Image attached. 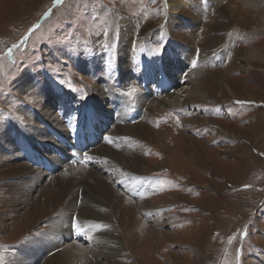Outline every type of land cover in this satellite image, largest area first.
Returning a JSON list of instances; mask_svg holds the SVG:
<instances>
[{"label":"rangeland","instance_id":"1","mask_svg":"<svg viewBox=\"0 0 264 264\" xmlns=\"http://www.w3.org/2000/svg\"><path fill=\"white\" fill-rule=\"evenodd\" d=\"M168 4L0 0V264L42 259L51 243L42 237L44 214L37 218L28 205L16 203L6 183H43L61 176L67 165L76 169L75 179L87 182H77L74 198L73 192L68 197L74 202L73 236L83 234L76 251L89 250L94 239L85 233L94 223L79 228L86 192L93 213L101 212L100 222L110 229L103 237L116 235L120 245L115 257L97 247V264H264V0H189L172 15ZM125 49L141 54L142 63L132 64L129 78L119 82L115 59L120 52L122 62ZM143 67L145 80L139 76ZM167 71L175 78L168 93L156 87ZM110 81L115 102L126 96L127 103L136 97L137 104L115 107L108 120ZM190 81L200 97L185 87ZM166 94L179 95L180 106L167 104ZM88 105L99 111V122L81 114ZM41 106L48 108L44 124L52 121L64 132L46 138L35 133ZM69 114L80 116L77 127L87 119L90 129L100 123L96 140L74 136ZM47 127L51 133L53 127ZM10 130L17 136L13 145L6 143ZM56 145L68 150L54 166L48 160L63 157ZM76 145L85 149L96 173H89L85 161L74 162L83 157ZM100 145L123 151V158L136 155L139 163L133 167L129 157L114 162L98 154ZM20 162L33 173L9 168ZM96 177L103 182L95 183ZM141 199L150 213L133 205ZM120 207L133 208V219L121 215Z\"/></svg>","mask_w":264,"mask_h":264},{"label":"bare ground","instance_id":"2","mask_svg":"<svg viewBox=\"0 0 264 264\" xmlns=\"http://www.w3.org/2000/svg\"><path fill=\"white\" fill-rule=\"evenodd\" d=\"M188 1L189 0H169L168 9L171 10V12H173V13H170V15L174 14L177 9H179L180 7L185 5V3H187ZM201 14L202 13H200V15ZM174 21L175 20H174L173 16L170 17V19L168 18L167 23H166L167 26L171 27L173 25L172 23ZM129 31H130V25L127 24V26H126V28L124 30V34H126V32H129ZM125 40L128 41V42L131 41V39L130 40L125 39ZM128 45L126 47H128ZM133 51H135V49ZM119 53L116 54L114 70H115V76H118L117 77L118 81L122 82L123 80H127L129 78L128 74H126V73L128 72V69H129V67L132 64L137 66V65L142 63V61H141L142 55L139 54L140 56H138V57L132 56V55H130L128 53V50H126L125 55L123 56L122 62H120ZM143 70L144 71L140 72L139 76L142 79L145 80L146 79V73H147L145 67H143ZM159 73H160V71H159ZM171 75H172L171 71L165 72L163 74V76L161 77V79H159V82H161L162 85L158 84V82H157V86L156 87L158 89L163 90L166 93H168L169 90H170V86H172L173 80H175V78L169 79V77ZM120 77H121V81H120ZM134 79H136V78H134ZM196 85H197V83H195V82L193 83V82L190 81L189 84L187 86H185V87L188 88V89H191V92L193 90L196 93V96L200 97L202 95V92L200 91V89ZM112 87H113V83L111 82L110 83L109 92H108L109 99H108V102H107L109 104V106L111 107L110 111L108 112V120H111L110 118L112 116L115 117V114L113 113V110L115 109V107L120 106V109L124 110V109H126V108H128L130 106H133V105L137 104L136 97L131 99V101L130 102L128 101V103H127L126 102V96H121L120 97V101H116L115 102L116 93L112 92V90H113ZM150 88H152V87H150ZM97 94L98 93L96 91L95 94H94V98H97ZM166 95L167 96L165 98L166 99L165 101H166L167 104L172 105V106H176V107L180 106L179 105L180 104V102H179L180 99H178V97H177L179 95H175V96H170L169 94H166ZM98 101H99V99H98ZM41 107H42V111L40 112L41 121L39 123H35L34 124L35 133L37 135L41 136L42 138H46L48 136H51L54 133L55 130H59V131H63L64 132V129H63V127L61 125H53V124L50 123L52 121H50V122L48 121L49 123L44 124L45 121H46L45 120V115H46V112L48 111V108H46V106L45 107L41 106ZM81 114H84L85 117H88V116L89 117H93L94 121H98L99 122V119H100L99 111L94 106H90V105L84 106L83 107V111L81 112ZM42 116H44V117H42ZM79 118H80V116L73 115V114H69V116L67 117V119H69L72 122L71 126H73L75 129L77 128V123L76 122L79 121ZM47 126L53 127V131H51V133H48L49 128ZM132 129L133 130L136 129V133L139 132V135H140V130L138 128L134 127ZM67 132L69 133L68 130L66 131V133ZM76 132L77 131L74 132V136H75ZM9 133H10V135L6 134V136H7L6 141L7 142L6 141L5 142L7 144H10V145L16 144L17 143L16 142L17 136L14 133V130H10ZM20 133H22V132H20ZM74 139L75 140H73V142L78 140L79 137L77 139H76V137H74ZM95 140H96V133L93 136V141H95ZM64 146L65 145H62V146L56 145L55 146L58 149L57 153H63L62 154L63 157L61 159H58L57 158L58 156H57V157H54L55 159L48 160V162H52V161L55 162L54 166L58 165V163L60 164V162L63 163L64 160H65V156H67L65 153L68 150V149L64 150L63 149ZM66 146H68L67 143H66ZM100 147H101V149H100V152L98 154L101 155V156L111 157L114 162H118L119 161V157L122 158V159H127V157H129L131 159V161H132L131 165H133V167H134V165L139 163L140 159H138V157L136 155H126L123 158V156H124V153H122L123 151L122 152L115 151V150H113L114 147L112 148V147H109V146H106V145H100ZM133 153H136V152H133ZM26 155L29 156L30 159L32 158L31 151H28V153ZM12 156H14V155H12ZM126 162H127V160L125 161V163ZM81 163H79L78 166H80ZM69 164H70V162H69ZM48 165L50 166V164H48ZM43 166H44V164H43ZM84 166H86L88 168L89 173H96V171H94L95 169H93V167H91L92 165L88 164L87 160H85ZM9 168H11L14 173H21V174H27V175L33 173V169L28 168L26 163H21L20 162L19 164H13V165L9 166ZM37 169L39 170V168H37ZM37 169H35V172H36ZM75 170L69 168V166L67 165L64 173H61V176L49 177L43 183L42 182L39 183V182H36L34 180H32L34 182L22 181V182H17V183H13V182L6 183L7 184L6 186H9V192L12 194L11 198H14L16 200V203L19 202V205H22V204L23 205L24 204L28 205L30 213L31 214H35V217H37V218H39V216L44 214L43 216H41L40 219L45 220L47 222L46 233L42 234V237H48L47 239H49V241L51 242L50 246H49V248L46 247L47 249L44 250V252H45V253H43L44 254V258L42 256V259H40V256H39V257H37L38 260L35 261V258L32 257L31 260L28 261L29 264H30L31 261H34L33 264H97V261H98L97 258H100V254L97 253L98 252L97 247H99L100 245L106 249V252L109 251V249H110L108 254H106V255H108V257H109V255H110V257H115L117 255L118 251L120 250V248H119L120 245L118 243V239H117L116 235L111 234V236L109 238L103 237V236H106V233L107 234L111 233V232H109L110 229L107 228V225L104 228V224L102 222H100V217L102 215L101 212L97 213V215H95L93 213V210L91 209V208H93L92 207L93 203L88 202V199L91 196H88V194L86 192V194L84 196H82L81 203H80V206H79V209H78L80 211L79 228H83L85 226H88V225H91V224L94 223L93 226L87 228L86 231H85V233L89 232V236L90 237H94V239H93V242L91 241V245L88 248L89 250L76 251L77 250L76 248H78V247H77V244L75 243V241L79 240V239L82 240L83 239L82 238L83 234H78V235L73 236V234H74V232L76 231L77 228L75 226L71 225L72 220L69 221V219H70V216L72 214L70 210L72 209V207L74 205V202H72L71 200L69 201L68 199L72 196L71 195L69 197V195L72 192H73L72 193L73 194L72 197L74 198V195L76 194V187L78 186V184L76 185V183L77 182H86V181L85 180L81 181L78 178L75 179L74 178V176L76 175V173H75L76 171ZM132 170H133L132 173H136L137 172L134 168ZM86 173H83V175H86ZM91 176H94V175H91ZM95 176H97V175L95 174ZM114 176L117 179L119 177V173L116 172V174H114ZM98 178L99 177H96V179L94 180L95 183L103 182L102 179H98ZM48 180H51V181H48ZM8 184H10V185H8ZM87 186H88V184H87ZM72 187L74 188L73 190H72ZM85 188H87V187H85ZM92 188L94 189L93 190V194H96L97 193L96 189H95L96 186H93ZM104 189L105 190H109L107 195L114 196L115 193H114L113 189H108V188H104ZM35 190H36L35 196H33V197L30 196V193L31 192H35ZM78 193H79V191H78ZM103 194H104V192H103ZM94 197H96V196H92L90 201H95ZM32 198H33V202L31 203L30 199H32ZM101 198H102V196H101ZM12 203H13V206H14V204H16L15 201H12ZM16 205H18V204H16ZM133 205L135 207L139 208V210H138L139 213H145V214L150 213L149 212V207L146 205V202L143 201L142 199L137 201V202H133ZM155 211H156V209H155ZM120 213H121V215L124 214V213L128 214L129 218L133 219L132 216L135 215V210L132 208V209H129V211H127L124 208L120 207ZM106 219L107 218L105 217L104 220H106ZM152 220H154V219H152ZM156 221L158 222V218H156ZM160 225L162 226V224L157 223L156 227L159 228ZM52 233H53V235H52ZM50 235H52V237ZM43 239H45V238H43ZM69 239H71V240L73 239V240L70 241ZM30 242L31 241L28 240V242H27L28 246H29V244H31ZM64 242H65V245L64 246H60V244H62ZM101 246H100V248H102ZM111 248L116 249V250H111ZM22 252L24 253L23 257H25L26 256L25 250H23ZM109 260H111V259H109ZM20 262L21 261H18V264ZM13 263H15V262L12 261V260L9 262V264H13Z\"/></svg>","mask_w":264,"mask_h":264},{"label":"clouds","instance_id":"3","mask_svg":"<svg viewBox=\"0 0 264 264\" xmlns=\"http://www.w3.org/2000/svg\"><path fill=\"white\" fill-rule=\"evenodd\" d=\"M133 70L135 72V67L133 68ZM134 72H133V75L135 74ZM149 86H152V84L149 85ZM174 88L177 89L176 86H174ZM161 92L162 91H160V93ZM99 127H102V125H100V123L99 124H96V125H93L92 129H90V127H89V120L87 119V120L79 123L78 127L76 128V131L80 134V136L82 137V139H84L86 141L87 138H90V137H93L94 136V134L96 132V129L99 128ZM83 135H85L87 138L84 137ZM74 149H76V152L77 153L83 154L82 159H83V161H85V157H84L85 156V152H86L85 149L83 147H80V146H75Z\"/></svg>","mask_w":264,"mask_h":264},{"label":"snow or ice","instance_id":"4","mask_svg":"<svg viewBox=\"0 0 264 264\" xmlns=\"http://www.w3.org/2000/svg\"><path fill=\"white\" fill-rule=\"evenodd\" d=\"M54 2H57V3H59V2H60V0H54ZM45 15H47V13H45ZM29 31H31V29H29ZM88 159H91V157H88Z\"/></svg>","mask_w":264,"mask_h":264}]
</instances>
